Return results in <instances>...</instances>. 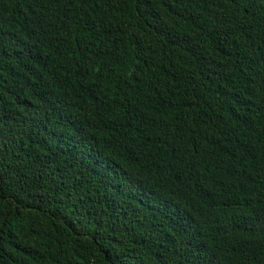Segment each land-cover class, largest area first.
Listing matches in <instances>:
<instances>
[{
    "label": "trees",
    "instance_id": "1",
    "mask_svg": "<svg viewBox=\"0 0 264 264\" xmlns=\"http://www.w3.org/2000/svg\"><path fill=\"white\" fill-rule=\"evenodd\" d=\"M0 264H264V0H0Z\"/></svg>",
    "mask_w": 264,
    "mask_h": 264
}]
</instances>
